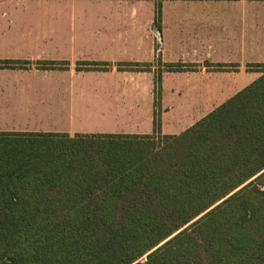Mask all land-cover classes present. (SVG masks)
I'll list each match as a JSON object with an SVG mask.
<instances>
[{"label":"trees","instance_id":"trees-1","mask_svg":"<svg viewBox=\"0 0 264 264\" xmlns=\"http://www.w3.org/2000/svg\"><path fill=\"white\" fill-rule=\"evenodd\" d=\"M255 67L177 135L0 131V264H264Z\"/></svg>","mask_w":264,"mask_h":264},{"label":"crops","instance_id":"crops-1","mask_svg":"<svg viewBox=\"0 0 264 264\" xmlns=\"http://www.w3.org/2000/svg\"><path fill=\"white\" fill-rule=\"evenodd\" d=\"M4 60L26 64L0 68V131L14 114L72 119L103 103L134 118L126 131L79 132L70 120L9 132L151 135L156 126L177 135L262 74L264 0H0ZM48 86L55 104L37 105ZM81 86L93 88L88 101H79Z\"/></svg>","mask_w":264,"mask_h":264},{"label":"rangeland","instance_id":"rangeland-1","mask_svg":"<svg viewBox=\"0 0 264 264\" xmlns=\"http://www.w3.org/2000/svg\"><path fill=\"white\" fill-rule=\"evenodd\" d=\"M88 63H85V65ZM81 66L79 69L82 71H86L90 67L84 66L83 64H80ZM45 68V67H44ZM55 67L52 66L51 68L48 67V69H54ZM95 68V67H92ZM97 68V67H96ZM81 91L79 92V101L83 102L88 101L89 94L88 90L93 89L90 86H81ZM56 87L48 86L47 87V93L43 94L42 99L39 97L40 94L37 95V105L41 106H51L55 104V100L57 98V92L54 90ZM42 90L38 88V92ZM41 92V91H40ZM35 100V101H36ZM49 100V101H48ZM42 101H48L45 103L40 104ZM83 105V104H82ZM105 105L102 103H98V105H94L93 108H85V105L81 107L80 112L83 114L79 117H75L72 119L65 118V117H58L57 115H50V114H20L15 115L7 118H2L1 120L4 121V126L2 127V131H23V130H36V131H48V130H56L57 128H60L63 125H68L70 123V120L73 124V129L77 131H102V132H108L113 130H123L126 131L128 127L131 125L133 117H129L127 115H121L120 113L114 112V111H106ZM50 108V107H49ZM43 113V111H42ZM18 116V117H17ZM32 125H30V124ZM26 124H29L31 127H27ZM34 125H37L38 127H34ZM85 135V134H93V133H81V134H75V133H69L68 135L70 137H75L76 135ZM114 134H121L125 135L123 133H114ZM88 135V136H89Z\"/></svg>","mask_w":264,"mask_h":264},{"label":"water","instance_id":"water-1","mask_svg":"<svg viewBox=\"0 0 264 264\" xmlns=\"http://www.w3.org/2000/svg\"><path fill=\"white\" fill-rule=\"evenodd\" d=\"M239 188H240V187H239ZM236 190H238V189H236ZM236 190H235V191H236ZM235 191H234V192H235ZM231 194H232V193H231ZM220 202H221V201H220ZM217 204H218V203H217ZM214 206H215V205H214ZM214 206H213V207H214ZM213 207L209 208L208 210L212 209ZM144 259H145V256L143 257V260H144Z\"/></svg>","mask_w":264,"mask_h":264}]
</instances>
